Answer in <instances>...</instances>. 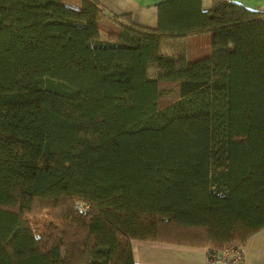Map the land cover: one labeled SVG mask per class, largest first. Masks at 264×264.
I'll return each instance as SVG.
<instances>
[{"label":"trees","instance_id":"16d2710c","mask_svg":"<svg viewBox=\"0 0 264 264\" xmlns=\"http://www.w3.org/2000/svg\"><path fill=\"white\" fill-rule=\"evenodd\" d=\"M261 229L264 10L173 0L152 29L97 0H0V264Z\"/></svg>","mask_w":264,"mask_h":264},{"label":"crops","instance_id":"0c3cea01","mask_svg":"<svg viewBox=\"0 0 264 264\" xmlns=\"http://www.w3.org/2000/svg\"><path fill=\"white\" fill-rule=\"evenodd\" d=\"M116 15L127 14L142 27L156 28L158 7L173 0H97ZM243 6L264 10V0H231ZM213 0H199L200 9L207 11ZM187 37L180 38L186 42ZM131 249L136 264H205L206 248L156 240H132ZM243 264H264V229L254 233L242 249Z\"/></svg>","mask_w":264,"mask_h":264},{"label":"built area","instance_id":"2783aa9c","mask_svg":"<svg viewBox=\"0 0 264 264\" xmlns=\"http://www.w3.org/2000/svg\"><path fill=\"white\" fill-rule=\"evenodd\" d=\"M243 259L239 246H225L220 251L206 249L205 264H243Z\"/></svg>","mask_w":264,"mask_h":264},{"label":"rangeland","instance_id":"374dc122","mask_svg":"<svg viewBox=\"0 0 264 264\" xmlns=\"http://www.w3.org/2000/svg\"><path fill=\"white\" fill-rule=\"evenodd\" d=\"M104 36H106V35H104ZM37 207H38V209H39L41 206L38 205ZM49 209H50V208H49ZM49 209H48V210H47V209H43V210H42V214L45 215V212H48V213H49V212L51 211V210H49ZM48 218H49V217H48ZM42 220H43V216L41 217V221H42Z\"/></svg>","mask_w":264,"mask_h":264}]
</instances>
